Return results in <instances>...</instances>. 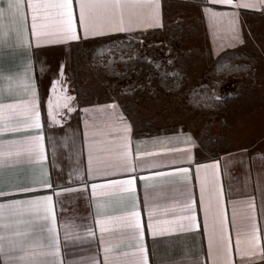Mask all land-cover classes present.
I'll use <instances>...</instances> for the list:
<instances>
[{
    "label": "crops",
    "instance_id": "0c3cea01",
    "mask_svg": "<svg viewBox=\"0 0 264 264\" xmlns=\"http://www.w3.org/2000/svg\"><path fill=\"white\" fill-rule=\"evenodd\" d=\"M54 2L21 0L16 14L0 0V23L13 37L0 44V264L264 262V150L214 156L189 130L137 135L103 88L92 99L78 89L76 69L80 44L159 32L178 3L202 4L221 51L213 24L238 12L264 23V0H87L109 5L86 11L87 32L72 0L75 38L58 10L43 6ZM30 3L40 5L35 34ZM43 225L56 231L55 255L35 246Z\"/></svg>",
    "mask_w": 264,
    "mask_h": 264
},
{
    "label": "rangeland",
    "instance_id": "374dc122",
    "mask_svg": "<svg viewBox=\"0 0 264 264\" xmlns=\"http://www.w3.org/2000/svg\"><path fill=\"white\" fill-rule=\"evenodd\" d=\"M201 9L178 3L168 7L159 32L80 44L78 89L92 99L95 86L103 88L137 135L189 130L214 156L240 147L264 150L262 17L238 12L215 22L220 51L212 49V24Z\"/></svg>",
    "mask_w": 264,
    "mask_h": 264
},
{
    "label": "snow or ice",
    "instance_id": "6c2138e0",
    "mask_svg": "<svg viewBox=\"0 0 264 264\" xmlns=\"http://www.w3.org/2000/svg\"><path fill=\"white\" fill-rule=\"evenodd\" d=\"M223 2L226 3H231L232 0H223ZM29 6L33 9V13H32V31L35 34L36 32V28H37V24H36V19H37V15H36V9L38 7H40V5L34 4V3H30ZM44 7H48V8H53V9H57L58 10V14L63 17L62 23L66 24V30L69 33H72V38H75V30L73 28V9H72V0H56V2L54 3H50V4H46L43 5ZM109 5L107 4H98V5H93L91 3H88L87 0H80V4H79V9H80V23L82 25H84L85 27V31H88V26L85 23V16H86V11L88 9H91L93 7H108ZM115 6H119V5H115ZM20 8H21V0H9L8 3V9L9 10H15L16 14H19L20 12ZM4 15V9L0 8V18H2ZM12 34L11 32H5L4 29V25L2 23H0V44L5 43L6 39H12ZM15 40H16V44L18 46H22L23 45V36H22V32L17 29L16 33H15ZM30 46V45H29ZM62 74V72H61ZM24 78L27 81L26 87L28 89L31 88V78L27 76V72L24 73ZM0 107H3V105H0ZM51 107H52V102L49 101V109H50V115H53V113L51 112ZM34 123L38 126V122L34 121ZM37 142L39 141V137L36 138ZM25 151L28 153L29 157H32L33 153L35 152V149L32 147H29L27 149H25ZM3 154L0 153V156H2ZM17 156L20 155L19 152L16 153ZM0 163H3L2 160H0ZM186 171V170H185ZM125 183H127L129 186L132 185V181L128 180ZM93 187H95V185H93ZM0 195H3V192L0 191ZM45 201H49L51 200V197H44ZM13 204H20V203H24L21 201H13ZM5 207V205L0 204V209H3ZM134 216L137 217V222L134 225L136 228H139V220H138V213H133ZM195 216L191 217V220L195 221ZM35 246L37 247H41L44 249H47V251L52 254L55 255L57 250H58V237L56 234V231L53 227H49L47 225H43L40 228V235L38 237L35 238L34 240ZM59 264V262H58ZM141 264H147L146 261H141Z\"/></svg>",
    "mask_w": 264,
    "mask_h": 264
},
{
    "label": "trees",
    "instance_id": "16d2710c",
    "mask_svg": "<svg viewBox=\"0 0 264 264\" xmlns=\"http://www.w3.org/2000/svg\"><path fill=\"white\" fill-rule=\"evenodd\" d=\"M230 71H233L234 73H237V71H239V68H235V67H234V69H231ZM234 73H233V74H234ZM238 73H239V72H238ZM230 74H231V73H230Z\"/></svg>",
    "mask_w": 264,
    "mask_h": 264
}]
</instances>
